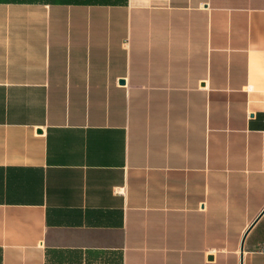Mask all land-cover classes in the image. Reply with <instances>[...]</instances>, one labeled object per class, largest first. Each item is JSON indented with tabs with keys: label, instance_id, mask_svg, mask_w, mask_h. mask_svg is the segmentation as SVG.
Returning <instances> with one entry per match:
<instances>
[{
	"label": "crops",
	"instance_id": "1",
	"mask_svg": "<svg viewBox=\"0 0 264 264\" xmlns=\"http://www.w3.org/2000/svg\"><path fill=\"white\" fill-rule=\"evenodd\" d=\"M0 264H264V0H0Z\"/></svg>",
	"mask_w": 264,
	"mask_h": 264
},
{
	"label": "trees",
	"instance_id": "2",
	"mask_svg": "<svg viewBox=\"0 0 264 264\" xmlns=\"http://www.w3.org/2000/svg\"><path fill=\"white\" fill-rule=\"evenodd\" d=\"M59 3H71L75 0H57Z\"/></svg>",
	"mask_w": 264,
	"mask_h": 264
}]
</instances>
